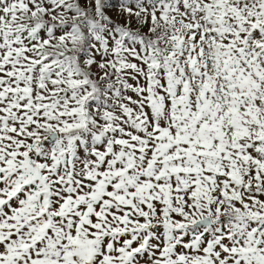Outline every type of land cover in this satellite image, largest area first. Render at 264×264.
<instances>
[{"label": "snow or ice", "instance_id": "6c2138e0", "mask_svg": "<svg viewBox=\"0 0 264 264\" xmlns=\"http://www.w3.org/2000/svg\"><path fill=\"white\" fill-rule=\"evenodd\" d=\"M0 264H264V0H0Z\"/></svg>", "mask_w": 264, "mask_h": 264}]
</instances>
